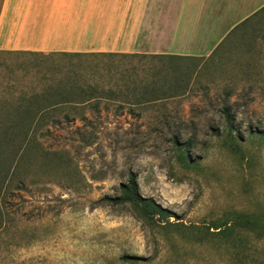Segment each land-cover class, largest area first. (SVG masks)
Instances as JSON below:
<instances>
[{
    "label": "rangeland",
    "instance_id": "374dc122",
    "mask_svg": "<svg viewBox=\"0 0 264 264\" xmlns=\"http://www.w3.org/2000/svg\"><path fill=\"white\" fill-rule=\"evenodd\" d=\"M88 85L97 99L64 105L17 156L5 187L26 192L0 264H264V13L207 58L0 53V112ZM132 174L170 219L104 201ZM226 225L234 234H217Z\"/></svg>",
    "mask_w": 264,
    "mask_h": 264
},
{
    "label": "crops",
    "instance_id": "0c3cea01",
    "mask_svg": "<svg viewBox=\"0 0 264 264\" xmlns=\"http://www.w3.org/2000/svg\"><path fill=\"white\" fill-rule=\"evenodd\" d=\"M264 0H0V52L207 58Z\"/></svg>",
    "mask_w": 264,
    "mask_h": 264
},
{
    "label": "trees",
    "instance_id": "16d2710c",
    "mask_svg": "<svg viewBox=\"0 0 264 264\" xmlns=\"http://www.w3.org/2000/svg\"><path fill=\"white\" fill-rule=\"evenodd\" d=\"M262 13H264V8L255 14L253 17L245 21L239 27H237L232 34L238 31L240 28L248 26L252 21L258 18ZM230 35V36H231ZM229 36V37H230ZM228 39V38H227ZM0 53H10V52H0ZM32 55H39L33 53H25ZM130 56V55H119V54H102V55H81V54H52V55H42L46 57L54 56ZM146 56V55H142ZM155 58H180L175 56H153ZM166 85L161 86V89L165 88ZM158 87V85H154ZM124 88V87H122ZM172 96L178 97L183 96L188 92L187 87H172ZM182 88V89H181ZM150 86H147L145 91L149 92ZM99 87L95 85H88L83 88L71 87L66 89V87H61L59 89L51 90L48 97L50 99L46 100L43 107L32 108V107H18L12 109V111L0 112V231L6 222V219H12L16 216V211L13 210L15 206L16 192H26V189H14L13 187H5L6 181L10 176H13V170L16 159L19 152L28 146L30 142L44 140L51 136V130L53 125H58L57 123H46L50 120L51 115L56 113H63L65 111L62 109L64 105H78L80 104L79 99L84 102L83 105L88 102L95 101ZM128 90V87H126ZM137 90V89H136ZM136 94H139L135 91ZM129 95V94H128ZM225 116L227 117L228 130L231 134L235 132L234 124L236 121L235 116H231L228 111H225ZM11 119H14L12 121ZM39 122V123H38ZM40 125V126H39ZM6 191V192H4ZM123 193L120 198H105V202L115 203L118 205H130L135 209L143 212V217L148 219H153L159 217L161 220L170 219V212L167 209L162 208L156 204L151 199H144L139 195V188L137 182V176L135 174L131 175L130 182L127 186H123ZM240 226L243 230L251 231L255 227H260L259 224L254 223L248 218H244ZM236 226L226 225V227H217L215 230L219 231L217 234L220 236H230L234 234Z\"/></svg>",
    "mask_w": 264,
    "mask_h": 264
}]
</instances>
